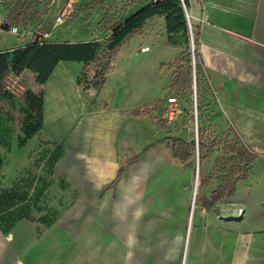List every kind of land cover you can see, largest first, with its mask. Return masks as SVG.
<instances>
[{"label": "crops", "instance_id": "1", "mask_svg": "<svg viewBox=\"0 0 264 264\" xmlns=\"http://www.w3.org/2000/svg\"><path fill=\"white\" fill-rule=\"evenodd\" d=\"M4 1L0 0V12L7 13ZM185 1L203 72L202 99L204 104L207 97L211 99V105L203 107L208 110L203 112L201 127L228 128L253 156L247 177L236 181L232 194L210 202L216 184L214 159L221 154L207 144L201 166L205 181L200 184L198 202L190 206V194L195 193V188L191 189L195 168L190 158H175L166 134L150 115L135 112H156L172 92L173 60L184 48L186 36L180 30H167L163 15L145 19L121 44L99 88L93 85L96 69L91 61L58 60L42 83L36 80L37 72L28 68L9 73L7 77H20L27 114L33 115L35 110L30 101L40 98L41 128L25 145L28 148L40 140L62 150L54 170L70 180L75 227H88L90 236L99 232L123 237L129 245L128 238L139 228L136 206L146 202L155 212L149 229L170 228L174 231L171 235L184 237L185 248L190 250L182 264H264V0ZM76 2L50 0L47 13L36 22L17 26L47 32L38 40L43 42L98 40L96 31L70 39L51 37L60 25H53L55 16ZM141 7L132 4L123 16ZM34 40L32 33L15 35L0 28V53L10 55ZM144 47L147 49L142 51ZM31 120L33 116L25 117V123ZM7 133L0 107V142L6 141ZM18 135L21 140L23 128ZM82 205H90V212L83 215ZM24 222L17 221L11 229L16 238L19 233L26 236ZM23 242L0 243V264H29L19 256V247L29 248ZM7 256L11 262L3 260Z\"/></svg>", "mask_w": 264, "mask_h": 264}, {"label": "rangeland", "instance_id": "2", "mask_svg": "<svg viewBox=\"0 0 264 264\" xmlns=\"http://www.w3.org/2000/svg\"><path fill=\"white\" fill-rule=\"evenodd\" d=\"M147 3L148 0H122L112 5L104 2L97 7L98 10L95 9L92 12L81 8L73 13L70 20L55 27L51 37L70 39L96 31L95 34L99 35L97 39L103 38L113 25L112 23L118 24L124 20L123 13L127 7L132 4L144 6ZM73 18L78 19L69 25V21L71 22ZM187 32L188 44L185 46L191 51V47L196 48L195 43H191V36L195 40V34L194 30L191 28L189 31L188 27ZM94 66L97 67V63H94L93 70L96 69ZM182 71L184 84L168 93L177 98L176 104L168 106L165 99L161 101L156 112L153 113L152 109H146V113L166 136H183L194 142L197 139L196 133L202 132L201 135L205 137V146L198 149L195 144L193 155L190 158L193 167H197V176L193 174L191 184V189L195 188L194 195L190 194L191 206L192 202L193 204L198 202L201 190L199 175L202 174V155L206 145L214 142L216 145L212 146L213 151L223 154V144L233 142L235 138L228 128L225 131H218L212 125L208 128L201 127L203 112L208 110V107L206 109L203 107L211 105V99L207 97L204 104L201 92L204 89L202 83L198 86L196 94L192 62L191 67L187 64L182 65ZM198 74L197 69H194V76L198 78ZM193 99L196 101V108H194ZM0 102L2 126L8 131L5 141L8 146L5 147L4 142H0V181L2 182L0 188L2 191L3 189L12 190L6 197L10 202H18V197L22 195L26 197V201L14 213V224L11 227L6 218L0 220V231L2 232L0 243L17 240L21 245L20 241L21 243L24 241L23 243L28 244L29 248L19 247L21 251L19 256L24 258V261H29V264H182V259L186 261L190 248H185L183 236L171 235L174 231L170 228L159 230L151 227L149 229L148 225L155 217V212L153 207L146 202L136 206L138 214L134 212V216L138 215L140 218L139 228L136 235L128 238L129 245H125L123 237L105 236L99 232L97 236H90L88 227L76 228L74 222L75 195L71 182L66 175H58L54 170V165L61 156L62 150L54 147L52 142L47 143L40 140L28 148L25 142L20 144L21 135H18V132L20 128H23L27 116L24 105V87L13 93L10 98H0ZM35 120L36 116L33 118V121ZM2 201H0V207ZM81 208L84 215L90 212L91 206L82 205ZM156 215H158L157 212ZM22 219L25 221V227H22V230L26 236L22 238L19 233L16 238V233L10 232L15 223ZM1 226L7 228V232H3ZM25 251L28 253L26 254ZM184 252L186 254L183 258ZM3 260L11 262L9 256Z\"/></svg>", "mask_w": 264, "mask_h": 264}, {"label": "trees", "instance_id": "3", "mask_svg": "<svg viewBox=\"0 0 264 264\" xmlns=\"http://www.w3.org/2000/svg\"><path fill=\"white\" fill-rule=\"evenodd\" d=\"M185 5L186 1L183 0ZM50 0H5L3 3L7 11V18L10 24L26 26L30 23L36 22L42 15L47 13ZM105 0H79L73 4L72 12H77L81 8L85 11H94L98 6L102 5ZM153 15H163L167 30L169 31H183L186 36L185 45L188 44V32L186 21L184 18V11L179 0H160L148 3L142 6L135 13L124 17V20L114 24L108 30L109 34L102 42L98 40H91L82 43H51L34 40L27 44L24 48H16L9 55L8 53H0V97L10 98L12 94L5 89V79L9 73L18 74L23 68H28L37 72L36 80L40 83L44 82L49 72L54 67L58 60H81L85 62L97 63L95 70V77L93 85L100 87L105 80V73L110 67V63L119 50L121 44L134 32L139 30L144 20ZM0 28H6L0 26ZM196 37L194 43L196 48L193 52L194 69H197L198 78L196 80V94L201 83L200 74L203 73L197 54ZM10 56V57H8ZM175 69L173 70V78L170 88H178L184 84V74L182 65L187 64L191 67L192 55L187 46L180 51V53L173 60ZM25 94V93H24ZM26 95V94H25ZM24 95V97H25ZM25 99V98H24ZM37 100V101H36ZM40 98L30 101L31 107L34 106V114L28 113V117L36 116L35 121H28L23 126L24 136L20 140L22 145L31 134L41 128L40 116ZM137 112H146V109L137 110ZM197 133V139L189 141L180 136H166L169 147L175 158L186 161L193 155L195 144L197 148L205 146L204 137ZM7 145V143H3ZM216 145L210 142L209 146ZM223 154L214 159L213 175L215 179V186L210 191V202L220 197L228 196L234 192L235 183L239 179L247 177L249 171V163L253 156L248 150L240 145L239 141L235 139L233 142H226L223 144ZM202 155V159H203ZM201 159V158H200ZM122 168L119 169L118 175ZM205 179L199 175L200 184L204 183ZM2 182L0 181V186ZM0 191L1 188H0ZM12 190L3 189L0 195L2 201V208L0 207V220L6 218L11 227L14 224L13 215L19 210V207L26 201L25 195L18 197V202L13 203L6 198ZM4 198V199H3ZM21 203V204H19ZM22 209V208H20ZM6 220V221H7ZM7 228L1 226L3 232H7Z\"/></svg>", "mask_w": 264, "mask_h": 264}, {"label": "built area", "instance_id": "4", "mask_svg": "<svg viewBox=\"0 0 264 264\" xmlns=\"http://www.w3.org/2000/svg\"><path fill=\"white\" fill-rule=\"evenodd\" d=\"M157 1L160 0H151L152 3H155ZM181 2V6L183 8V11L185 13V19H186V23H187V27L189 28V31L191 30V25L189 23L188 20V16H187V12H186V5L184 3L183 0H179ZM78 2V0H77ZM73 9V4L69 5L67 8H64L59 14H57L54 18V22L53 25H57V24H62L64 22H66L69 19V16L72 12ZM0 26L6 27V29L8 30V32L15 34V35H19V34H24V33H32V35H34L36 37L37 40H39V38H44L48 35L47 32H41L38 28L29 31L27 29H22L20 30L19 27L17 25L14 24H10L7 18V13H2L0 12ZM109 32L103 37V38H99L98 41L102 42L104 38H106L108 36ZM191 43L194 44V40L191 36ZM147 49V47L141 48V50H145ZM193 52H194V48L191 47V55H192V68H193V81H194V62H193ZM22 82L20 79H18V76H14L13 78H6L5 79V89L8 90L11 94L18 92V90L23 89L22 86ZM177 102V98L175 96H168L166 98V105H170V104H176ZM193 104H194V108H196V101L195 99H193ZM195 128H196V117H195ZM197 134V133H196ZM197 136V135H196ZM242 210L241 208H238V212L240 213Z\"/></svg>", "mask_w": 264, "mask_h": 264}, {"label": "water", "instance_id": "5", "mask_svg": "<svg viewBox=\"0 0 264 264\" xmlns=\"http://www.w3.org/2000/svg\"><path fill=\"white\" fill-rule=\"evenodd\" d=\"M195 176H197V167L195 168Z\"/></svg>", "mask_w": 264, "mask_h": 264}]
</instances>
